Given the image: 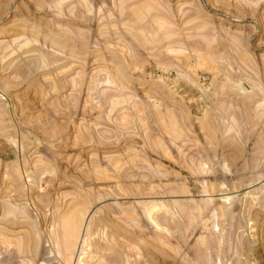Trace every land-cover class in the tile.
Returning a JSON list of instances; mask_svg holds the SVG:
<instances>
[{"label":"rangeland","instance_id":"rangeland-1","mask_svg":"<svg viewBox=\"0 0 264 264\" xmlns=\"http://www.w3.org/2000/svg\"><path fill=\"white\" fill-rule=\"evenodd\" d=\"M0 264H264V0H0Z\"/></svg>","mask_w":264,"mask_h":264},{"label":"bare ground","instance_id":"bare-ground-1","mask_svg":"<svg viewBox=\"0 0 264 264\" xmlns=\"http://www.w3.org/2000/svg\"><path fill=\"white\" fill-rule=\"evenodd\" d=\"M57 244V243H56Z\"/></svg>","mask_w":264,"mask_h":264}]
</instances>
